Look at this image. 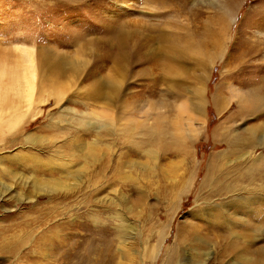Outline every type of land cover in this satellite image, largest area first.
I'll use <instances>...</instances> for the list:
<instances>
[{
    "label": "rangeland",
    "instance_id": "obj_1",
    "mask_svg": "<svg viewBox=\"0 0 264 264\" xmlns=\"http://www.w3.org/2000/svg\"><path fill=\"white\" fill-rule=\"evenodd\" d=\"M163 32L160 43L157 37ZM262 38L264 0H0V76L13 69L22 72L31 59L35 70L32 102L17 88H10L5 98L10 106L17 102L25 123L19 133L7 130L0 142V192L12 185L9 171L17 176L13 189L0 196V264H53V251L29 258L5 252L22 228H35L49 217L51 225L35 228L34 237L47 235L61 219L88 218L87 228L97 238L116 237L118 264H167L174 250L171 264H253L246 258L255 254L264 264V254L258 253L264 249V226L258 238L247 237L246 201L232 202L262 184L248 176L260 174L264 164V143L253 139L260 131L250 130L264 125V106L261 114L228 124L252 143L234 149L222 162L219 180L231 184L230 191L206 199L212 186L202 196L199 190L210 157L225 149L223 142L214 141V129L236 109L235 96L264 78V48L233 67L227 59ZM146 39L155 60L137 64L130 53L119 72L116 54L111 56L118 52L116 45L123 40L131 47ZM163 56L164 70L144 72L163 62ZM97 82L107 89L100 98L91 95ZM199 87L206 88L205 115L191 108ZM216 93L231 103L220 115L213 103ZM196 116L203 125L194 138L191 167L190 156L175 154L169 145L177 127L197 125L192 121ZM107 122L108 131L99 128ZM160 130L164 147L153 143ZM94 143L98 148L92 153ZM50 180L71 185L50 198V191L40 186ZM39 189L46 193L36 196ZM258 193L261 200L254 207L262 210L254 221L260 224L264 191ZM208 204L216 205L214 213L227 212L240 223L226 224L230 231L221 226L226 222L222 218L216 224L201 219ZM177 231L189 232V240L179 244ZM123 233L130 236L127 250L119 243ZM91 242L90 251L95 240ZM248 248L253 255L245 253Z\"/></svg>",
    "mask_w": 264,
    "mask_h": 264
},
{
    "label": "bare ground",
    "instance_id": "obj_2",
    "mask_svg": "<svg viewBox=\"0 0 264 264\" xmlns=\"http://www.w3.org/2000/svg\"><path fill=\"white\" fill-rule=\"evenodd\" d=\"M237 3L238 2H236L234 4H237ZM226 21H227V18L223 17V21H220V22L224 25V24H226ZM205 33L207 35L210 34L209 31H206ZM213 35L214 34L212 32V35L210 34V36H213ZM164 36H165L164 32L161 33L160 35H158L157 38L159 39L160 43L161 42L164 43ZM199 40H201V39H199ZM143 41H144V43L140 42V43L134 44L131 47L127 46L126 42L123 40L116 45L118 52H112L111 56L113 54H116L114 61L118 65L119 72H123L124 59L130 53L135 55L134 61L137 64L141 63V62H142V64H144L147 61L155 60L152 52H150V50H149L150 39H146ZM209 41H211V39ZM203 42H204V40H203ZM250 43H252V44H248L247 48L243 49V53L240 52L239 54H235L234 56H231V58L227 59L228 60L227 62L231 65V67H233L234 65L241 64V63L245 62L248 58H250L252 56L258 55V53H260L262 51V48H264V39L263 38L261 40V43H260V41L258 42L259 45L254 41H252ZM162 59H163V62H156L150 68L145 69L144 72L149 75L150 71H157L160 68L162 70H164V56L162 57ZM170 59H173L172 56L169 57V60ZM31 60L29 61V64L26 63L22 72L17 70V69H13V70H10L9 72L3 73L2 76H0V79H2V78L9 79V82L7 81L6 85L4 84V82L0 83V85H1L0 86V142L3 141V134H5V132L7 130L15 129V132L19 133V131L22 130L23 123H25V122L21 121V118L24 117L25 115H24V113H20V114L18 113L19 106L17 107V105H18L17 102L12 100L14 102L15 106H10L9 99L6 100L5 98L7 96H9L8 91L10 90V88L11 89L17 88L19 90L17 92V94H23L24 96H26L27 101L32 102V98H33L32 96L34 94L33 91L35 88V84H34L35 70L33 69L32 66H30V63L32 64ZM13 68H16V67H13ZM162 70H161V72H162ZM62 73H63V71L60 72L59 75L62 76ZM158 78L159 77L156 78L157 81L160 80ZM94 86L95 87L92 89L93 91H91V95H93L97 98L102 97L103 96L102 94H105V92L107 91V89L104 88V85L102 86L103 88L101 87L100 82H97L96 84H94ZM59 90L60 89L58 87H56V89L54 91L55 94L60 95ZM56 97H58V96H56ZM60 100L61 99L59 98L58 101H60ZM235 101H236V109L233 110V112H231L223 121H221L213 131L212 136L214 138V141L216 143L223 142V144L225 145V149H223V151H220L218 154H214L210 157L204 178L202 179V181L200 183V186H199L200 196H202L201 191L203 189H205L208 186H212V188L210 190L211 192H210V194L207 195L206 199L213 198V196H217V195L221 196L225 192H227L228 190L230 191V189H231V187H230L231 184H226L224 186L221 184V182L219 180L220 179L219 175L222 174V170H223V163L222 162L224 161V159L227 157L228 154H230L231 152L234 151V149H238L240 147L243 149V148H246L247 146H249V144L251 146L252 143L250 141L248 143H246L245 140L243 139L244 134L242 133L241 135L239 134L240 136H238V134H235L234 133L235 131H233L231 129V126L230 125L228 126V124H229V122L237 120V119L243 120V119H245L246 115L249 116V115H252L254 113H260L261 114L262 106H264V78H262V82L260 85H258L256 87L252 86V87H247V88L242 89L237 94V96H235ZM206 103H207L206 88L205 87H199L198 91L195 93L194 101L191 103V108L195 111V113H198L199 115H205L204 111H205ZM213 103H214L215 110L218 112L219 115L225 109H227L231 104L230 101H228L227 98L224 95L222 96L220 93H216V95L213 97ZM29 105H30V103H29ZM30 118L31 117H29L28 119H30ZM92 118L96 119V117H92ZM194 118L195 119H193L192 121L194 122L197 120V125L191 124L187 128H184V129L177 127L176 128V136L174 135V141H173V143H170V145H169V147L174 150L175 154H177L179 156H182L184 154L189 155L191 167L193 165H195L194 153L192 150L194 138L197 135V133L199 131H201L202 125H203V123H202L203 120L198 119L197 116ZM15 120H17V122H19L20 125H17L15 123ZM258 125H259V127H253L250 130L254 133L255 132L254 130L259 129L260 132L258 134V137L257 136L253 137L254 142L261 141L264 143V125H261V124H258ZM109 126L110 125L107 122L104 124V126H100L99 128L104 127L108 131ZM7 132L13 133L11 130H9ZM156 133H158V135H156V137H155L156 139L155 138L153 139L154 145H157L159 147L161 145L164 147V144L167 142H164V139L160 138V136L162 135V133H164V131L160 130ZM240 144H242V145H240ZM6 146L7 145L4 144L1 147L4 148ZM97 148L98 147L94 143V145H92L90 147V150L92 151V153H95V151H97ZM165 152H167V150H165ZM147 153H150V152H147ZM90 157H93V156H90ZM8 176L12 180V182H11L12 185L15 184V179L17 178L16 174L9 171ZM74 179H76V178H74ZM248 179H251V181H254V179H261L262 184L259 185V188L252 189V190L249 189L248 193L245 196H241V197L237 198L236 200H233L232 202H235L234 204H236V203L239 204L240 202L243 203V201H246V205L244 206L243 211H244V215H247L250 217V218L244 220L246 223V227H245L246 234L248 233L247 237L253 236V238H258L260 236V232L263 230L264 218L260 224L258 222L254 221V218H255L254 214L257 215V212L262 210V208L254 207V205L256 202H259V200H261V198L260 199L258 198V196H260L258 193V190L260 189V190L264 191V164L261 165L260 174H258V172H257V173H254L252 175V173H251V174H249ZM25 180H26L25 182H27V179H25ZM12 185L10 184L7 186H5V185L3 186V188L5 190L0 192V196L2 197V199L7 195L8 192H10L13 189ZM70 185H71V183L69 185H66L64 182H61V181H56V180L51 181L50 180L48 183H43L42 185H40L42 188H47L48 191H50V192L46 193V192L42 191L43 189H39V191L36 192L35 195L41 196V195H43L42 193H46L47 195L50 196V198H52L55 196L50 195V193H53V192H56L59 190H64V188H67V187L70 188ZM33 197H31L30 200H33ZM262 198L264 199V197H262ZM224 199H225V197H224ZM204 202H209V201L206 200ZM227 204L228 203L225 202V206ZM215 207H216V205L208 204V206L203 208V211H201V215H199L200 218L204 219V220L208 219L211 222H213V224L216 221H218V218H222V221H226V222H224L225 225L222 223L223 225H221V226L224 228H228L229 230L231 229V227H229L226 224L233 223V222L240 223L237 218H236V220L234 219L235 217L234 218L232 217L231 219L228 218L229 215L227 212L224 213L225 216L222 213H218V212L214 213L213 211L216 210V208H217V207L216 208ZM68 208H70V207H68ZM57 216H60V215H57ZM52 220H53V218L49 217V218H44L43 220H41L39 222L37 221V226H35V228H37V227L41 228L45 225H49L52 222ZM87 221H88V218H84L83 220L78 219V220H69V221H66V219H61L58 223H55L56 225L53 226L52 229L50 230V232L47 233L48 236L45 233V234L40 235L38 238L36 236L34 237V235H33V233L35 232L34 227L22 228L21 232L24 235L22 236V234H21V235L17 236L18 238L16 239V241L14 239V241L16 243L15 242H14L15 244L12 243V245H10L6 249L5 252L8 254L19 255L21 258H29L32 255L33 256L41 255V257H42L47 252L53 251L52 252L53 256H54L53 264L54 263L55 264H90L91 260H93V261L95 260L96 261L95 264H118V261H117L118 248L116 247L117 245L115 246L116 237L111 233L112 238L110 235H109V238H108V236L106 238H104V237L97 238L96 233L92 232V229L90 231L87 228V225H88ZM94 222L96 223V219H94ZM233 225H236V224L233 223ZM123 226L127 227V225H123ZM180 227H182V226H180ZM191 227H194V225H192ZM95 228L99 229V227H95ZM100 228L106 229L104 227H100ZM58 229L65 231L63 233V235H55L54 233H52V232L57 233ZM122 230L126 233V230H124V229H122ZM97 232H99V231H97ZM107 232H108V234H110L109 230ZM125 233L119 235V238H120L119 243H120V245H125L124 250H127L130 248V246H128V243L130 241L129 240L130 236L125 234ZM100 234H101V232H100ZM176 236H177L178 243L182 244V243L187 242V240H189L188 237L190 235H189V232L185 233V232L179 231ZM160 237L163 238L165 236L161 233ZM89 239L91 241L93 239V242H94V240H95V242L98 241L96 244L94 242L95 245L91 244V251L87 247V241ZM93 242H91V243H93ZM47 244H50L49 248L46 247ZM24 247H28V252H24V254L22 255ZM232 247L235 248V245H233ZM248 251H249V253L251 252L250 253L251 255L254 254L250 250V248H248V249H246V252H245L247 255H248ZM0 252H3V250H0ZM224 252H228L227 248H225ZM258 253L264 254V249L261 248L258 251ZM176 255H177V251L174 250L172 255L169 257L167 264L173 263V261L176 258ZM244 260H245V258H244ZM246 260H247V262L248 261L253 262V264H262V262H263L259 256L258 257L256 256V254L253 258L249 257V258H246Z\"/></svg>",
    "mask_w": 264,
    "mask_h": 264
}]
</instances>
